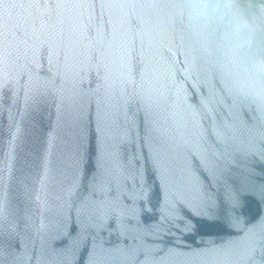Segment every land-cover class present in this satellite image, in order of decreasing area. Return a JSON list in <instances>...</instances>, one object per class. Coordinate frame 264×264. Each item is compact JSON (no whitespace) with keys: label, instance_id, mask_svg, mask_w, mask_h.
<instances>
[{"label":"water","instance_id":"obj_1","mask_svg":"<svg viewBox=\"0 0 264 264\" xmlns=\"http://www.w3.org/2000/svg\"><path fill=\"white\" fill-rule=\"evenodd\" d=\"M0 264H264V0H0Z\"/></svg>","mask_w":264,"mask_h":264}]
</instances>
